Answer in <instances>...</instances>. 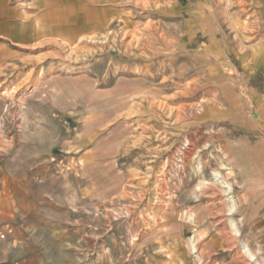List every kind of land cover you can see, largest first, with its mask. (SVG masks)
I'll list each match as a JSON object with an SVG mask.
<instances>
[{"label":"rangeland","instance_id":"1","mask_svg":"<svg viewBox=\"0 0 264 264\" xmlns=\"http://www.w3.org/2000/svg\"><path fill=\"white\" fill-rule=\"evenodd\" d=\"M88 38L99 42L69 47L50 41L34 47L17 62L24 77L6 81L15 104L18 99L25 107L38 104L33 111L39 122L31 129L42 137L43 158L53 148L54 155L66 152L61 139L77 134L88 135L97 149L108 144L105 162L89 174L67 172L70 156L59 171L53 169L56 180L45 176L46 182L30 184L31 214L12 223L17 237L9 240L16 242L10 262L184 264L190 250L187 264H255L242 251L247 245L264 264V159L256 158L264 142L255 138L253 127L232 124L244 108L258 123L257 111L237 98L235 81L173 85L169 79L151 87L152 101L142 102L127 88H114L124 74L116 65L144 60V51L155 50L157 56L164 45L117 24L82 39ZM170 55L164 50L159 60ZM213 103L226 115H215ZM15 104L8 109L11 166L16 172L21 166L35 170V161L26 158L22 165L13 158L20 132ZM205 106H212V116H201ZM33 111L24 110L25 124ZM214 116L217 120L208 122ZM128 147L136 151L117 163ZM199 230L205 241L192 245Z\"/></svg>","mask_w":264,"mask_h":264},{"label":"crops","instance_id":"2","mask_svg":"<svg viewBox=\"0 0 264 264\" xmlns=\"http://www.w3.org/2000/svg\"><path fill=\"white\" fill-rule=\"evenodd\" d=\"M116 24L127 31L145 32L158 45L162 43L171 55L160 61L158 55L163 49L156 50L157 56H153L155 50L144 51V60L129 58L125 65H116L124 67V74L114 88H127L129 96L147 102L152 101L151 87L156 84L161 87L169 79L173 85H194L205 80L224 82L232 78L240 91L237 98L258 113L255 123L249 119L247 109H241L238 121L232 124L238 128L253 127L259 134L255 138L264 142V0H0V264H13L9 257L16 242L9 240L16 239L17 229L12 223L24 222L31 214L30 184L46 182L45 176L56 180L53 169L59 171L70 161V156L67 172L79 170L89 174L105 162L102 153L108 145L104 143L97 149L88 135L77 134L70 141L63 140L67 137L61 139L62 144L68 145L66 152L59 150L54 155L53 148L43 158L39 155L42 137L31 129L39 122V115L33 111L38 104L34 108L25 107L21 99L15 104L6 81L12 76L24 77L18 74L17 62L24 60L27 51L34 47L50 41L75 47L82 38L102 35ZM14 104L20 132L19 150L13 158L20 159L22 165L28 158L35 161V170L21 166L16 172L11 166L14 140L10 138L8 109ZM211 105L215 115H226L222 114L220 105L217 108L215 103ZM212 106L203 107L201 116H212ZM24 110L34 113L27 118V124ZM52 118L57 117L52 114ZM216 120L214 116L208 122ZM54 139L58 141L59 136ZM85 140L89 143L81 146ZM135 149L128 147L117 163L129 159ZM256 158L264 159V150ZM261 167L264 170L263 161ZM193 233L192 245L195 241L197 244L205 241L200 230ZM186 243L190 249L187 239ZM186 257L184 264L191 258L190 250Z\"/></svg>","mask_w":264,"mask_h":264},{"label":"bare ground","instance_id":"3","mask_svg":"<svg viewBox=\"0 0 264 264\" xmlns=\"http://www.w3.org/2000/svg\"><path fill=\"white\" fill-rule=\"evenodd\" d=\"M81 42H86L87 44H96L97 42H99L98 40L96 41V38H88V39H81ZM103 43V42H102ZM81 46V45H80ZM77 48V47H76ZM75 48V49H76ZM15 92V91H14ZM197 106H201V104H199V105H197ZM189 111H190V109H189ZM203 111V110H202ZM218 179H221V176L220 175H218V177H217ZM201 183V182H200ZM198 189L199 190H202V188L201 187H198ZM201 192V191H200ZM194 215V214H193ZM194 219V218H193ZM192 218H191V221L193 220ZM236 224V223H235ZM237 227V226H236ZM234 229H235V226H234ZM238 229H239V227H238ZM240 230V229H239ZM235 235H237V236H239V232L240 231H238L237 229H235ZM242 251H243V253H245V255L247 256V258H249V261L250 262H253V263H255V264H260L259 262H258V259H257V255L253 252V251H251L250 249H249V247L247 246V245H244L243 246V248H242Z\"/></svg>","mask_w":264,"mask_h":264}]
</instances>
